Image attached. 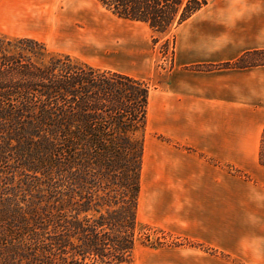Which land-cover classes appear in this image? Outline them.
<instances>
[{"label":"trees","instance_id":"1","mask_svg":"<svg viewBox=\"0 0 264 264\" xmlns=\"http://www.w3.org/2000/svg\"><path fill=\"white\" fill-rule=\"evenodd\" d=\"M96 1L121 20L147 25L155 36L208 3ZM13 42L27 53L47 52L38 41L4 37L0 51ZM57 56L65 63L40 67L31 55L0 57V264H133L149 85ZM256 66H264V50L217 67ZM259 164L264 167V128ZM22 169L36 179L25 191L18 186ZM38 179L44 184L34 187ZM112 185L118 198L107 195Z\"/></svg>","mask_w":264,"mask_h":264},{"label":"crops","instance_id":"2","mask_svg":"<svg viewBox=\"0 0 264 264\" xmlns=\"http://www.w3.org/2000/svg\"><path fill=\"white\" fill-rule=\"evenodd\" d=\"M26 14L19 26L34 38L82 26L81 43L99 39L78 7L44 4ZM163 36L173 41L167 77L154 87L133 77L149 85L137 227L211 253L136 243L133 264H264V66L217 67L264 50V0H208Z\"/></svg>","mask_w":264,"mask_h":264},{"label":"rangeland","instance_id":"3","mask_svg":"<svg viewBox=\"0 0 264 264\" xmlns=\"http://www.w3.org/2000/svg\"><path fill=\"white\" fill-rule=\"evenodd\" d=\"M44 4L59 5L61 10L69 6L84 10L89 24L93 25L99 39L81 43L79 37L87 35L89 31V28L82 26H76L73 33L66 32L61 36L53 35L50 38H34L28 35L19 28L22 20L28 19L26 10L39 8ZM0 37L10 41L32 39L42 43L47 51L46 54L34 48L32 53H27L25 51L27 48L13 42L11 45H5L6 49L0 51V57L3 54L18 57V53L24 57L31 55L32 61L40 67L51 66L56 63V60L65 63L63 58L57 56L61 53V55H71L72 58L94 67L120 71L139 79H154L152 82L149 80L153 87L158 85L159 79L167 77L172 64L171 36L169 38L163 35L155 36L145 24L123 21L105 10L96 0H0ZM154 37L157 38L156 43H153ZM165 43H168L167 49L163 47ZM27 173L29 172L25 170L19 173L21 177L18 179L21 182L18 186L21 191L28 189L29 183L33 185L32 181L36 180L29 178L35 175ZM42 181L43 179H38L34 187L43 185ZM118 192H120L119 189L112 185L107 195L118 198L119 195L116 194ZM136 234V243L142 246L159 248L177 244L175 239L166 233L153 230L143 224L137 227Z\"/></svg>","mask_w":264,"mask_h":264},{"label":"bare ground","instance_id":"4","mask_svg":"<svg viewBox=\"0 0 264 264\" xmlns=\"http://www.w3.org/2000/svg\"><path fill=\"white\" fill-rule=\"evenodd\" d=\"M54 24H56V20H55ZM19 28H20V27H19Z\"/></svg>","mask_w":264,"mask_h":264}]
</instances>
